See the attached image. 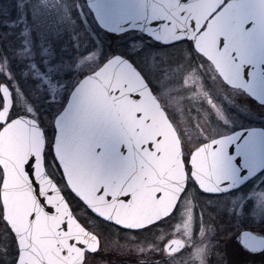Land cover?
I'll return each mask as SVG.
<instances>
[{"label": "water", "instance_id": "1", "mask_svg": "<svg viewBox=\"0 0 264 264\" xmlns=\"http://www.w3.org/2000/svg\"><path fill=\"white\" fill-rule=\"evenodd\" d=\"M86 3L108 33L139 31L163 45L190 41L226 84L264 104V0ZM54 130L53 154L69 191L93 215L127 230L171 215L189 176L205 193L236 188L252 176L247 163L259 153L253 137L262 136L264 145V131L253 128L208 141L190 154L188 174L177 129L141 71L119 53L78 81ZM45 146L44 131L30 116L0 131L1 200L19 247L16 264H83L87 252L99 251L100 238L79 221L47 172ZM245 237L256 249L264 246L263 237ZM184 246L173 238L165 249Z\"/></svg>", "mask_w": 264, "mask_h": 264}, {"label": "rangeland", "instance_id": "2", "mask_svg": "<svg viewBox=\"0 0 264 264\" xmlns=\"http://www.w3.org/2000/svg\"><path fill=\"white\" fill-rule=\"evenodd\" d=\"M41 10L43 9L38 7L34 0H28L29 19L36 22L37 26L39 19L42 27L38 28V32H32V35L29 32L30 36L37 34L34 46L29 41L26 49L18 51L25 55L28 61L26 81L29 98L35 99L36 94L40 92L39 96L44 102V111L41 114L43 122L50 123L65 104L78 80L104 62L102 60L107 54L104 51H109V46L113 43L112 39H106L107 42L103 45L99 41V31L91 23V18L73 13L71 5L57 7L55 10L58 13L57 18L52 23H49L45 12ZM113 45L121 48V54L142 71L162 106L174 121L173 112L175 115L178 114V122L183 124L187 131L188 138L184 139L187 152L218 134L216 124L211 122V118H207L212 109L201 107V112L194 115L187 109L188 105L191 109L195 106L200 109L197 104L189 102L196 98L200 103V100L205 98L201 97L207 90L211 91V86L220 85L208 63L206 64L194 52L189 42L182 41L163 46L137 33L128 32L115 38ZM206 77L213 85L205 83ZM239 106L243 110L246 109L245 104ZM249 110L251 111V108L248 107ZM253 113L258 114L255 111ZM228 118L229 116L227 121L225 118H219L221 126L229 122ZM190 194H195V191L194 193L190 191L188 195ZM194 197L196 200V194ZM194 210L191 203H180L176 213L163 225L145 233L121 230L96 217H89L79 210L93 232L103 235L104 249L98 257H91L87 264H118V259L119 264H151L149 259L154 257L158 259L167 257L169 264H205L202 253L206 240L202 234L209 232L210 229H199L202 223ZM171 237L184 239L187 246L180 253L167 256L163 244Z\"/></svg>", "mask_w": 264, "mask_h": 264}, {"label": "flooded vegetation", "instance_id": "3", "mask_svg": "<svg viewBox=\"0 0 264 264\" xmlns=\"http://www.w3.org/2000/svg\"><path fill=\"white\" fill-rule=\"evenodd\" d=\"M34 1L38 7L43 9L41 11L43 13L45 12L48 21H50L49 23H52V21H55L57 18L58 13L55 10H57V7L60 5H71L73 13L79 15L84 14L85 18H90V10L88 9L86 0ZM39 27H42L39 19L38 26L36 22L29 19L28 0H0V131L6 124L20 116L25 115L35 119L42 127L46 138L45 165L47 172L63 190L62 183L64 182V178L54 157L52 147L55 134L54 119L59 111L55 114L52 122H43V116L41 115L44 111L43 98H40V92L36 94L35 99L31 100L29 98L26 81V73L28 70L26 64L28 61L26 56L18 51V49H26L29 41L33 45L37 34L35 33L33 36L30 35H32V32H38ZM194 52L196 51L194 50ZM196 54L198 53L196 52ZM198 55L206 64L208 63L207 65L212 69L215 78H218L220 81V85L214 84L216 88L212 87L211 85H213V83L209 78H204L205 83L211 86V91L207 90L204 96L201 97L205 98L201 99L200 103L196 101V98L194 101L189 102L197 104L200 109L196 106L192 109L189 108V105L187 107L193 115L194 113L197 114L201 112V107L212 109L209 111L211 113L207 115V118H211V122L215 123V126L218 127L215 128L216 130L218 129V134L201 142L197 147L203 143L231 134L240 129L253 128L264 131V104L253 99L242 89L227 85L218 75L213 65L202 55ZM190 97L192 96L190 95ZM235 97L240 98L235 99ZM245 101L246 103H244ZM8 103L9 110L5 112ZM244 104L246 105L245 110L239 106ZM248 107L249 109L251 108V111H248ZM252 107L254 108L252 109ZM253 111L258 114L253 113ZM173 114L175 116V121L172 119V116L170 117L169 114L168 116L172 122H175H173V124L179 133L186 169L188 174H190L191 167L188 164L189 157L192 151L197 147H193L187 152L184 146V139L188 138L187 131L184 125L178 122V114L175 115L174 112ZM228 116L229 122L221 126L219 118H225L227 121ZM253 139L255 140L253 141L255 144L252 145V148L259 150V153H257V151L252 152L247 163L248 173L252 174L250 178L228 192L210 194L198 188L189 176L187 187L180 197L174 212L170 215L172 216L176 213L180 203H191L192 207L195 209L194 213L197 214V218L200 220V223H202L199 229H210L209 232L202 234L206 240L205 250L202 253L205 264H264V246H260V248L256 249L258 246L253 243L252 237L243 238V233L246 232H251L255 236L264 238V168H260V170L257 171L263 163L264 145L261 143L263 139L262 136H255ZM3 180L4 170L0 165V264H16L19 256V247L11 228L5 220L4 208L1 200ZM191 182H193L194 185H192ZM190 191L193 193L195 191L196 200L194 197L195 194L188 195ZM170 216L165 219L170 218ZM162 221H164V219L147 228L153 227V229H155L164 224ZM104 223L114 225L110 222L104 221ZM84 226L93 231L89 225L87 226L84 224ZM116 227L124 231H131L119 226ZM137 231L140 230L131 232L136 233ZM98 236L101 242L99 251L95 253L87 252L83 264H87L91 257H98L99 253L104 249L102 243L103 235L101 234L100 236V234H98ZM173 238L180 237H171L163 244V249L167 256H174L183 251L187 246L186 241L180 238L185 241L184 248L175 253H168L165 246L166 243ZM242 238L244 241L246 240V244L243 243ZM251 245L255 246V248H248ZM167 259V257H161V259L154 257L149 260L151 264H169ZM117 261L119 264V259Z\"/></svg>", "mask_w": 264, "mask_h": 264}, {"label": "trees", "instance_id": "4", "mask_svg": "<svg viewBox=\"0 0 264 264\" xmlns=\"http://www.w3.org/2000/svg\"><path fill=\"white\" fill-rule=\"evenodd\" d=\"M90 18H91V23L92 25L99 31L98 33L100 34L99 35V41L104 45L106 41V39L108 40H111V42L114 44V40L115 38H117L119 35H114V34H110L108 32H105L103 31L95 22L94 18H93V15L90 13ZM131 33H137L139 34L141 37H144V38H147L145 37L144 35H142L141 33L139 32H135V31H132ZM190 43V42H189ZM113 44H110L109 46V51L106 50V48L104 47L103 49L106 50L104 52H106V56L103 58L102 61H104L105 59H107L109 56L115 54V53H121V48H117L116 45H113ZM157 44V43H156ZM158 45V44H157ZM160 45V44H159ZM193 49V48H192ZM192 185H194L193 182H191ZM64 193L66 195V197L68 198V200L70 201L71 203V206L75 212V214L78 216V218L88 226V223L86 222V220L81 216V213L79 212V210H82L86 215H88L89 217H92V218H95V216L88 210L86 209V207L83 205V203L78 199L76 198L69 190L68 188L65 186L64 187ZM167 220V219H166ZM162 221V223H165V221ZM153 229V227H150V228H147V229H144V230H140V231H137L136 233H145L146 231H151Z\"/></svg>", "mask_w": 264, "mask_h": 264}]
</instances>
